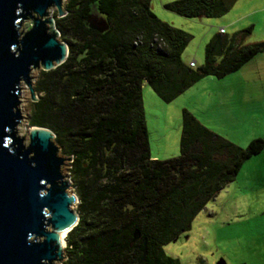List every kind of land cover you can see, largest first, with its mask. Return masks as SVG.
<instances>
[{"label":"trees","instance_id":"16d2710c","mask_svg":"<svg viewBox=\"0 0 264 264\" xmlns=\"http://www.w3.org/2000/svg\"><path fill=\"white\" fill-rule=\"evenodd\" d=\"M152 0H67L56 19L67 60L40 71L30 124L55 134L79 198L78 225L62 264H181L164 247L190 230L206 205L264 151V138L241 148L187 109L180 155L153 160L142 98L144 83L171 103L201 79L224 78L259 54L245 44L253 26L217 33L205 63L182 55L192 36L160 20ZM238 0H177L164 9L186 19H217Z\"/></svg>","mask_w":264,"mask_h":264},{"label":"rangeland","instance_id":"374dc122","mask_svg":"<svg viewBox=\"0 0 264 264\" xmlns=\"http://www.w3.org/2000/svg\"><path fill=\"white\" fill-rule=\"evenodd\" d=\"M173 1L177 0H152L151 9L160 20L192 36L182 55L187 64L192 60L196 67L205 63V47L220 28L232 35L253 26L245 44L264 41V0H239L226 17L217 19H186L165 10L163 5ZM31 23L24 22L23 30H29ZM39 73L33 71V85ZM21 98L24 125L32 128L33 101L28 88L22 90ZM142 98L153 160L180 155L183 109L217 135L247 148L252 140L264 138V54L224 78L201 79L171 103L161 100L147 83ZM71 162L65 170L68 177ZM72 209L78 212V204ZM164 251L181 264H264V151L248 160L235 181L197 215L190 230Z\"/></svg>","mask_w":264,"mask_h":264},{"label":"water","instance_id":"95a60500","mask_svg":"<svg viewBox=\"0 0 264 264\" xmlns=\"http://www.w3.org/2000/svg\"><path fill=\"white\" fill-rule=\"evenodd\" d=\"M64 1L0 0V264L63 263L66 237L80 220L65 173L72 159L61 155L52 130L33 126L25 134L21 98L28 88L38 101L33 71L53 70L68 58L50 13L64 17ZM27 20L31 27L23 30Z\"/></svg>","mask_w":264,"mask_h":264},{"label":"bare ground","instance_id":"6f19581e","mask_svg":"<svg viewBox=\"0 0 264 264\" xmlns=\"http://www.w3.org/2000/svg\"><path fill=\"white\" fill-rule=\"evenodd\" d=\"M55 12V9L54 8H51L50 9V13L51 15H53ZM32 128H26V126L24 125V132L26 135H30V131H31ZM66 233H63L62 236H65ZM65 238V237H64ZM62 246L64 247L65 246V239L62 241Z\"/></svg>","mask_w":264,"mask_h":264},{"label":"built area","instance_id":"2783aa9c","mask_svg":"<svg viewBox=\"0 0 264 264\" xmlns=\"http://www.w3.org/2000/svg\"><path fill=\"white\" fill-rule=\"evenodd\" d=\"M219 33L224 34V33H225V29H224V28H220V29H219ZM189 65H190L192 68H194V67L196 66V62H195V61H192Z\"/></svg>","mask_w":264,"mask_h":264},{"label":"crops","instance_id":"0c3cea01","mask_svg":"<svg viewBox=\"0 0 264 264\" xmlns=\"http://www.w3.org/2000/svg\"><path fill=\"white\" fill-rule=\"evenodd\" d=\"M238 1H239V0H238ZM237 3H238V2H237ZM237 3H236V5H237ZM236 5H235V6H236ZM235 6H234V8H235ZM234 8H233V9H234ZM233 9H232V10H233ZM232 10H231V11H232ZM231 11H230V12H231ZM230 12H229V13H230ZM229 13H228V14H229ZM228 14H227V15H228ZM227 15H225L224 17H226ZM222 18H223V17H222ZM225 19H226V18H225ZM220 23H222V22H220ZM224 29H225V28H224ZM225 33H226V29H225ZM192 61H194V60H192ZM192 61H191V62H192ZM191 62H189L188 64H190ZM196 66H197V65H196ZM196 66H195V67H196Z\"/></svg>","mask_w":264,"mask_h":264}]
</instances>
